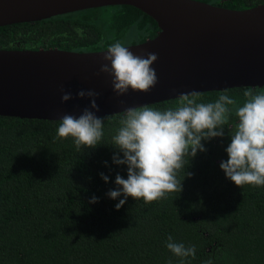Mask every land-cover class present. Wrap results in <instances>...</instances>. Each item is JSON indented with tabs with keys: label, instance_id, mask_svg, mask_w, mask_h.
<instances>
[{
	"label": "trees",
	"instance_id": "obj_1",
	"mask_svg": "<svg viewBox=\"0 0 264 264\" xmlns=\"http://www.w3.org/2000/svg\"><path fill=\"white\" fill-rule=\"evenodd\" d=\"M200 1L229 9L264 2ZM157 30L132 6H104L0 26V49L98 51L142 42ZM245 88L227 89L237 106ZM224 90L200 92L199 102H214ZM148 105L164 110L176 107V98ZM229 107L224 136L202 141L206 151L185 164L191 175L180 193L151 203L129 197L118 210L124 197L106 194L116 189L117 174L127 178L126 166L112 160L119 113L101 116L111 117L101 144L81 151L71 138H57L56 120L0 116V264H264V186L238 188L220 169L238 123L236 106ZM169 235L195 246V258L174 256Z\"/></svg>",
	"mask_w": 264,
	"mask_h": 264
},
{
	"label": "water",
	"instance_id": "obj_2",
	"mask_svg": "<svg viewBox=\"0 0 264 264\" xmlns=\"http://www.w3.org/2000/svg\"><path fill=\"white\" fill-rule=\"evenodd\" d=\"M115 5L132 6L156 23L153 37L123 45L138 56L157 55L152 68L158 81L148 93L129 90L118 97L111 77L97 75L107 49H0V116H78L90 103L76 98L82 89L99 93L101 117L181 93L264 86V2L229 9L200 0H0V26ZM61 88L73 99L62 103Z\"/></svg>",
	"mask_w": 264,
	"mask_h": 264
},
{
	"label": "clouds",
	"instance_id": "obj_3",
	"mask_svg": "<svg viewBox=\"0 0 264 264\" xmlns=\"http://www.w3.org/2000/svg\"><path fill=\"white\" fill-rule=\"evenodd\" d=\"M76 31L83 34V29ZM103 60L105 63L97 75L104 73L111 77L112 91L118 97L129 90L148 93L157 84L156 71L152 68L157 60L155 53L138 56L120 42H115L107 47ZM60 91L62 103L73 99L71 92L63 88ZM98 95L92 89L78 91L77 99L90 100L88 107L78 116L65 113L56 120L57 138H71L77 151L95 149L100 145L104 122L111 118L96 115L99 111ZM243 96L242 106H237V100L228 94L227 89L209 103L199 102L200 93H181L176 98V107L161 110L144 105L120 112V127L111 140L116 149L112 160L116 165L126 166L127 178L117 174L116 189L106 194L112 200L124 197L115 205L116 209L122 207L129 197L151 203L165 198L168 193H180L182 180L191 175L185 172V164L188 165L198 152L206 151L201 142L224 136V126L229 124L233 113L229 106H236L238 123L229 134L230 143L225 149L228 158L220 163V169L238 188L264 186V91L248 87ZM181 170L184 176L178 179ZM101 179L107 183L109 178L101 174ZM89 202L96 203L97 198L92 197ZM166 248L176 257L195 258V246L186 247L171 235L167 238Z\"/></svg>",
	"mask_w": 264,
	"mask_h": 264
}]
</instances>
